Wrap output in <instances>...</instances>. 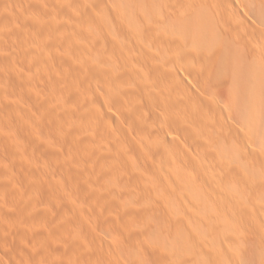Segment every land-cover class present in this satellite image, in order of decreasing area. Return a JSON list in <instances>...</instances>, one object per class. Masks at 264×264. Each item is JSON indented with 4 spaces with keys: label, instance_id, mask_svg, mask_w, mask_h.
<instances>
[{
    "label": "bare ground",
    "instance_id": "bare-ground-1",
    "mask_svg": "<svg viewBox=\"0 0 264 264\" xmlns=\"http://www.w3.org/2000/svg\"><path fill=\"white\" fill-rule=\"evenodd\" d=\"M130 2L131 0L128 1L129 5L132 3ZM148 2V17H150V22L154 21L156 24L157 22L158 24L159 22H164V24H166L163 26H160V24V27L158 26L154 31L152 30V35L145 44L147 47L146 53L149 58V64H145L142 60L143 56H136V58L127 60L130 67L141 73L145 78L142 96L147 101V113L145 117L148 128L146 126H144V128L146 127L148 129L147 132L152 137H157L158 134L162 133H170V136L173 135L171 137H174V134H176L184 138L186 142H190V146H188L190 149L186 148V143L184 144V148H182L183 146L180 147L176 145V143L172 142V144L170 142L172 144H170L171 146L174 145L173 149H177L178 154L175 153L176 157L174 159L172 158V160L170 157L166 158L165 162L164 160L162 161L156 158L157 156L153 155L150 147H145L141 145V142H138L144 147V149H139L145 153L148 159L144 160L146 162L140 159V162L144 164L139 168L135 169L130 167L131 169H128L130 170L129 173H131V175L133 174L134 178H127L129 175H127L126 172L127 176L124 182L127 184L130 183L136 187V191L140 188L144 193L153 194L155 202L150 203L147 198L144 197L141 204L135 202L126 206L121 204L120 207L123 211L118 212L117 215H120L124 221L127 220L130 229L131 226H133V230L134 228L138 230L139 234L142 235H138V238L140 236L142 239L144 238L146 242L148 241L146 240L148 237H162L164 240V237L168 238L169 233H171L169 236H172V233L174 236L176 235V244L174 241H171L172 239L170 240L171 244L167 241L170 246L173 247V250L176 249L179 253L177 254L179 255V260L176 258L174 262L175 256H173V263L172 260L170 261L172 264H190L192 260H195V263L193 262L194 264H264V227H262V219H264V202L261 201V197L264 198V189H261L259 181L250 182L251 184L249 185L248 181L250 176L248 178L247 172L245 173V171L242 170V164L240 168H236L233 165L232 167H226L231 164L224 165L225 162L223 163L224 157H235V152L244 138L248 137L252 139L256 135H260L264 138L263 18L261 17V19L257 16L260 19L256 17L255 21L254 14L252 15L251 12H248L247 8L245 9L246 18L238 14L236 17L228 16L229 20L226 19L227 12L231 6L228 0H148ZM133 4L135 7L134 1ZM262 4V0H257V7H259V9L262 7ZM66 6L71 7L68 3ZM136 6V8H138L137 4ZM83 8L85 11L87 8L86 3H84ZM259 9L258 11L261 13L262 9ZM131 20L133 19L131 18ZM34 24H36V22ZM232 24H234V26H232ZM52 33L54 34L55 31H51V34ZM229 34L232 35L233 42L229 40ZM201 41L203 43H201L202 45H200ZM231 42L234 45L233 47ZM155 57L157 60L151 61V59ZM9 58L10 57H8V59L3 58L6 60L0 63L1 74L9 67L11 63ZM36 60H38V58ZM40 63L43 64L41 60L39 64ZM45 66L40 65L37 68L39 77L47 75L48 66ZM49 71L51 70L49 69ZM0 82H2V79H0ZM116 85V92L113 93L110 98L113 102H118L120 108L124 105L126 107H123L127 109L130 107V104L134 103L133 101L139 99V91L136 88L123 85L120 82ZM205 86L215 87V89L218 87V90L222 89L229 94V99L225 101L223 107L219 104L221 101L218 102L216 97L211 98L203 93V87ZM106 88L111 91L115 89L112 84L107 85ZM1 90L2 88L0 89V99L3 98L5 94H3V90ZM126 98L128 99L126 100ZM13 101V108L17 109L19 103L15 100ZM15 103L18 104L16 105ZM41 103L43 104L40 110L42 115L48 119L56 116L52 114L50 109H47L46 104H44L45 100L41 99ZM224 108L225 112L223 113ZM207 109L210 110V115L215 113V118L209 121L210 124L200 119V114H207ZM19 111L20 110H18V112ZM65 112L66 110L64 113ZM129 112V114L133 115L132 110ZM253 117H255L254 121L251 120L253 122L256 120L258 121L260 118L263 120H261L262 122H258L259 125L257 126V124H253L250 120V123L248 121V119ZM94 121L96 120L94 119ZM23 128L25 131V126ZM93 128L95 127L92 126V131L95 130ZM213 131L219 132L218 138L222 137L224 141H221L220 138L218 142L214 139L211 142L210 137H213ZM69 132H65L67 136L66 134L65 136H55L56 138L50 149L49 159L52 165V175L50 177H52V179L49 180H51V206L53 207V211L51 221L43 226L50 231L49 234L54 249V254L51 253L52 251L50 252L53 254V264H116L115 261H111L109 257L100 260V256H104L103 249H101L102 247L104 248V246H107L108 249L110 245H117L119 247V245L122 244V246H124L122 242L117 241V234L113 233L111 229L113 234L112 236L111 234L109 235L111 237L108 236V239H113L111 244L110 240L106 242V237L103 238L106 239L104 240L105 243H103V239L100 237L101 235L95 234V226L99 223L100 218L105 216V211L102 212L105 201L107 202L108 200L107 203L111 202L107 208V210L110 209V213L113 211L114 214V212L119 211V209L114 211L112 208L113 206L110 207L113 203L111 198L109 201L110 194L107 196V193H105L107 192L106 190L102 192L104 179L106 177V179H109L108 174L110 166L106 160H109L108 154H111V152H107V159V157L103 155L104 150L99 151L101 146L97 150L92 147L94 144L89 142V138L98 137V135L93 134L96 133L95 131L89 133L92 134V136L88 137V139H86L87 137L83 138L85 137L84 134L82 138H79L80 134H78V137L74 132H70L71 134H75L71 136ZM197 133L204 134L205 143L197 144V141L189 138L191 135L192 137L196 136ZM86 134L88 133L86 132ZM180 137L178 139H180ZM175 138L176 136L174 137V142H176ZM154 140L156 139L154 138ZM170 140H173V138ZM228 140H231L230 145L227 143ZM90 141H92V139H90ZM104 143L109 147L107 149L113 150L112 152L118 153L120 151L117 150V146H115L112 141L105 140ZM138 143L136 144L138 145ZM224 143L226 145L228 144V147H230L226 149ZM249 143L251 144V141ZM199 144H204L205 146H200ZM91 147L93 149H91ZM193 147H195L194 151L197 153H194V151L192 152L194 149ZM224 148L225 150H223ZM92 151H94V153ZM237 152L239 153V151ZM256 153V150L253 151V154L251 153L253 156H251V164L255 165L256 163L259 167V164L263 166L264 161L259 160L257 157L258 153ZM242 154L243 153H241V156ZM145 155L144 158L146 157ZM177 155L180 156L177 157ZM111 158L112 156L110 159ZM120 159L118 160L121 161ZM173 161L175 165H172ZM240 163H242V161H240ZM244 165L246 166L247 163L245 162ZM124 182L123 184H125ZM106 183L109 186L108 182ZM162 190L168 194V197L163 194ZM77 192L82 194L78 193L81 195L80 198L77 197ZM253 193H256L255 198H257L258 195L259 197L261 196V199L259 200V197L257 198L258 201H255L253 198L249 199L247 195H252ZM149 194H147V196ZM103 200H105L104 203ZM159 202H161L162 205H160ZM86 208L88 209L86 210ZM89 210L90 212H88ZM70 211L79 218L80 224L88 228L89 233H86V235L83 233V237H80V235L76 233L79 232V229L77 230V228L68 226L70 222L66 223L68 225L64 224L68 221L67 213H71ZM102 214L104 215L102 216ZM114 216L112 217L113 219ZM101 220L100 222L102 223L103 219ZM199 220L203 221V223L199 224ZM127 222L126 227L124 226L125 224L123 225L126 230L128 229ZM102 225L104 227L105 225L107 226V224L104 223ZM200 225L202 228L204 226V230L202 229L204 234L201 230L199 231ZM104 229L102 231H104ZM74 230L76 232H74ZM108 230L107 227L105 231L107 232ZM132 231H130V233H132ZM108 232L110 233V231ZM108 232L107 235L109 234ZM97 233H100L99 230ZM123 233L126 232L124 231ZM133 233L132 235L134 237L135 234ZM200 233L203 234L202 237ZM114 235L117 239L113 237ZM128 236L127 239L132 238L129 234ZM245 243H249L247 245L250 246L246 248ZM135 244L137 245V243ZM130 245L132 248L133 244ZM122 246H120V248ZM170 246L168 247L171 250L172 248ZM149 247L152 250L157 248L156 246L155 248L152 246ZM111 249L112 252L110 250L108 251L111 253L114 252L116 255L118 249ZM162 249L164 250H159L158 247V251L155 253L159 252L158 254H163L164 256L167 251H165L166 249L163 247ZM132 250L134 252L137 251H135V248ZM141 250L145 249L142 248ZM147 251L148 249L144 252ZM95 254L96 257L94 256ZM99 254L100 256L97 258ZM126 255L128 254L124 256L126 257ZM132 255L134 254L132 253ZM144 255L146 256V253ZM153 255L155 254H152V256ZM141 256L142 255H140V257ZM165 256L167 255L165 254ZM154 257L153 259L156 258ZM159 259L162 262L164 261L162 256ZM141 261H143V259H141ZM155 261H158V258L154 260V262ZM149 264H153V262Z\"/></svg>",
    "mask_w": 264,
    "mask_h": 264
},
{
    "label": "rangeland",
    "instance_id": "rangeland-1",
    "mask_svg": "<svg viewBox=\"0 0 264 264\" xmlns=\"http://www.w3.org/2000/svg\"><path fill=\"white\" fill-rule=\"evenodd\" d=\"M128 1L129 0H0V63L8 59V57H10L9 60L11 62V66L9 65L2 74L0 73V79H2V82H0V89L2 88L3 94L5 93L3 98H1L2 100L0 99V264H53V243L49 234L50 231L44 227L47 222L49 223L51 221L53 211V207L51 206V180H49L52 179V177H50L52 175V165L49 159L50 149L56 138L55 136H65L69 131L74 132L76 136L80 134V137L78 136L79 138H82L84 134L85 137L83 138L87 137L86 139L92 136V134H89L90 132L93 133V131H95L96 133L93 134L98 135V137L95 136L96 138H89V142L94 144L92 147L97 150L101 146L99 151L104 150L103 155L106 157L107 152H111V154H108L110 161L105 159L108 162L110 169L108 174L109 179H106L107 177L104 179L102 192L106 190V195L108 196L110 194L109 201L111 198L113 202L110 207L113 206L112 208L114 211L118 209L119 211L114 212V216L113 211L110 213V209L107 210L109 203L111 202L107 203L108 200L107 202L103 200V203L105 201V204H103L105 206H103L102 212L105 211V216L102 214L104 218L101 216L102 218H100V221L103 219V222L101 223L99 221L95 226L96 232L95 230L94 232L99 236L101 235L100 237L102 239L105 237L107 238V240H102L103 243H105L104 240H106V242L110 240V244L113 239L108 238L111 237L113 233H116V236H118L117 241L122 242L124 246H122L121 243H119L121 245L118 244L119 247L117 245H110L111 248L118 249V251L116 250L117 254L115 255L114 252L111 253L112 249L109 245L108 249L107 246L105 247L103 244L105 249L103 247L101 249H103L104 256L102 257V255L100 256L99 254L97 255V258L100 256V260H102L105 257H109L110 260L115 261L116 264H149L150 262H153V264H169L171 260L173 263V256H175L174 262L176 258L179 260V255H177L179 254L178 251L176 249L173 250V247L170 246L171 241H174L175 243L177 240L176 235L174 236L172 233V237L169 236V234H171L169 233L168 238L164 237V240L162 237L156 238L153 236V239L148 237L146 239L148 241L146 242L144 238L142 239L140 236L138 238V235H141L138 230L135 228L133 230V226H131L130 229L127 220L124 221L120 215H117L118 212L123 211L120 207L121 204L125 206L134 202L141 204L144 197H146L150 203L155 202L153 194L144 193L140 188L136 191V187L130 183L127 184L124 182L127 175H129L127 178H134L133 174L131 175V173H129L130 170L128 169H131L132 167L135 169L139 168L144 164L143 162H146L144 160L148 159L145 153L140 150L141 148L144 149L143 146L150 147L153 155L157 156L156 158H159L162 161H165L166 158L169 157L171 160L176 157L175 153L178 151L177 149H173L174 145L171 146L173 143H176V145H179L180 147L183 146L182 148H184V144L186 143V148L190 149V147H188L190 146V142H186L184 138L176 134H174V137L176 136V142H174V137H171L173 135L170 136V133H162L158 134L157 137H152L147 132L148 125L145 117L147 113V101L142 96L145 86V78L141 73L130 67L127 60L130 58H136V56H143L142 60L145 64H149V58L146 53L147 47L145 44L151 37L155 28L160 24V26H163L166 23L159 22L158 24L157 22L156 24L154 21L150 22L147 7V5H149L148 0H131L132 3L130 2V5ZM228 1L231 6L229 7V10L227 9L228 14L226 19L229 20L228 16L236 17L238 14L246 18L245 9L248 8V12H251L252 15L254 14L255 19L254 17L253 19L255 21L257 16L260 18L262 17L264 21V0H262L263 4L260 9L257 7V0ZM67 3L70 4L71 7L66 6ZM84 3H86L87 7L85 11L83 8ZM136 4L138 5V8H136ZM132 8L138 9L141 12L133 10ZM258 9H262L261 13L263 16L259 13L260 11H258ZM131 18L133 20H131ZM260 18L257 17V19ZM35 22L36 24H34ZM232 26H234V24H232ZM53 30L55 33L51 34V31ZM228 38L233 42L232 35L229 34ZM232 42L231 44L233 47L234 45ZM201 43L202 41L200 42V45L203 44ZM2 57L6 59H3ZM37 58L38 60H36ZM11 60H14L15 62ZM40 60L43 64H39ZM153 60L156 61L157 58L155 57L154 59H151V61ZM40 65L48 66L47 75L39 77L37 68ZM49 69L51 71H49ZM118 82L136 88L139 91L138 94L140 96L138 95L139 99H136L137 101L130 99L134 103H132L133 105L130 104V107L127 108L128 111L124 108L126 106L122 105L120 108V104L116 101L113 102L110 98V96L116 92V84ZM109 84L114 86L115 89L113 91L107 90L106 87ZM217 88L215 89V87L205 86L203 87V93L211 98L216 97L218 102L221 101L219 104L223 107L225 101H228L229 99V94L226 91L222 89L218 90ZM41 99L45 100L44 104H46L47 109H50L52 114L56 116L48 119L40 113L43 105ZM127 99L128 98H126V100ZM10 100L18 102L19 104H15H18L19 107L17 106V109L13 108L14 101L11 102ZM209 109L212 110L211 108ZM209 109H207V114L204 112V114H200V119H203V121L207 123H209L210 119L212 121V119L215 118V113H212L214 116L212 114L210 115ZM18 110L20 111L18 112ZM65 110L66 114L64 113ZM131 110L133 115L129 114V111ZM224 112L225 108L223 113ZM254 118L255 117L248 119V121H254ZM94 119L96 121H94ZM261 120L263 119L260 118L258 121L256 120L257 122H251L258 126V122H262ZM24 126L25 131L23 130ZM92 126L95 127L93 128L95 129L93 131L91 130ZM144 126L147 128H144ZM86 132L90 136L86 134ZM75 134L70 133L71 136ZM219 134V132L213 131V137H210L211 142L213 139L218 142L220 141V138L221 141H224L222 137L218 138ZM179 137L180 139H178ZM154 138L156 140H154ZM172 138L173 140H170ZM189 138L197 141V144L205 143L204 134L197 133L196 136L192 137L191 135ZM90 139H92V141H90ZM252 139H249L248 137L244 138L238 147L239 150L237 149L239 153L235 150V157H230L232 159L223 156L225 158H223V163L225 162L224 165L231 164L226 167H232L233 165L236 168H240L242 164V170H244L245 173L247 172L246 174L248 178L250 176L248 181L249 185L253 181H259L261 189H264V165L261 166V164H259V167L256 163L255 165L251 164V156L254 150H256L259 155H257L258 159L264 161V138L260 135H256ZM105 140L112 141V143L117 146V150H122L121 153L119 151L118 154L112 152L113 150L111 149H107L109 147L104 143ZM250 141L251 144L249 143ZM138 142H141V145L143 146ZM170 142L173 143L171 144ZM230 142L231 140H228L227 143L230 145ZM136 143H138V145ZM225 143L224 145H226ZM228 144L225 147L226 149ZM201 145L205 146L204 144ZM92 147L91 149H93ZM193 148L192 152L195 150V147ZM225 148L223 150H225ZM92 152L94 153V151ZM195 152L196 151H194V153ZM141 153L146 157L144 158V155ZM241 153H243L242 156ZM114 154H117L116 156L118 157ZM105 156L103 157L106 158ZM111 156L112 158L110 159ZM178 156L180 155H177V157ZM140 159H142V163L140 162ZM238 160L242 161V163ZM245 162L249 165L245 166ZM173 164L175 165L174 161L172 162V165ZM106 182H108L109 186ZM123 182L125 184H123ZM162 192L168 197V194L164 190H162ZM78 193L79 192H77V197L80 198L82 194L79 193L81 194L79 195ZM147 194L149 195L147 196ZM253 194L247 196L249 199L253 198L255 201H258L257 198L259 196L257 195V198H255L256 193L254 196ZM260 197L259 200L262 198L261 201L264 202V198ZM159 204L162 205L161 202H159ZM87 209L88 208H86V210ZM88 212H90V210ZM68 213V221L65 223L63 222L65 225H68L66 223L69 222L72 223H69L68 226L77 228V230L79 229V232H76L75 230L74 232L78 233L77 235H80V237L89 233L88 228L79 223V218L74 215V213L71 212L69 215ZM113 216L114 219L112 218ZM263 220L264 219H262V227H264ZM200 221L201 220H199V224H202L203 221ZM126 222L129 230H126L125 228ZM103 223L107 224V226L105 225L104 227L102 225ZM123 225L125 227H123ZM107 227L109 229L108 231H110V233L107 231L109 233L108 235L105 231L107 230ZM103 229L105 232L102 231ZM111 229L113 233L111 232ZM202 229L204 230V226L202 228L200 225L199 231L201 230L203 233L204 231ZM98 230L100 232L99 234L97 233ZM135 230L136 233L138 231L137 234L135 233ZM124 231L126 233H123ZM130 231L135 234L134 237ZM202 233H200L201 237L204 234ZM110 234L111 236H109ZM128 234L132 236V238H129L130 240L127 239L129 237ZM113 237H115V235ZM167 241L170 242V244ZM129 243L133 244L132 248ZM135 243H137V245ZM126 245L127 247L125 248ZM154 245L157 248L152 250L149 246L155 248ZM246 245V248L250 246ZM120 246L122 247L120 248ZM168 246L172 249L170 250ZM158 247L159 250L161 249L162 251L164 250L162 247L165 248V251L167 252L165 253L164 251V253L167 256H165V254L164 256L163 254L160 255L158 254L159 252L155 253L158 251ZM106 248L108 250L111 249V252ZM134 248L135 251L137 250L136 252L132 250ZM142 248L145 250H141ZM146 249H148V251L144 252ZM102 251L100 250L101 253ZM142 252L144 254L146 253L147 257ZM132 253L134 255H132ZM125 254H128L129 256L126 255V258L124 256ZM152 254L155 255L152 256ZM140 255L144 256L140 257ZM94 256L96 257V254ZM161 256L164 258L163 262L159 259ZM153 257L155 259H153ZM157 258L161 263L158 261L154 262ZM141 259H143L144 262L141 261ZM190 262L194 264L195 260Z\"/></svg>",
    "mask_w": 264,
    "mask_h": 264
}]
</instances>
